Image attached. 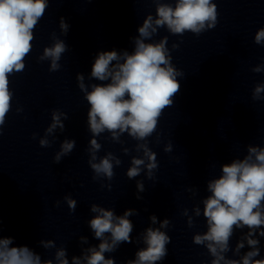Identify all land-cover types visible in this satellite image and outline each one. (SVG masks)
<instances>
[{
	"label": "clouds",
	"instance_id": "clouds-1",
	"mask_svg": "<svg viewBox=\"0 0 264 264\" xmlns=\"http://www.w3.org/2000/svg\"><path fill=\"white\" fill-rule=\"evenodd\" d=\"M50 0H0V136L9 112L12 111L14 92L10 77L22 73L26 68V58L32 51L34 30L49 7ZM92 0H89L91 3ZM155 5V15L149 13L137 28V35L130 37L132 51H99L91 65L89 81L85 74L77 73L79 90L89 107L87 110V129L91 133L86 149L88 165L93 181L100 182L102 189H112L111 181L115 176L114 168L122 164L120 158L112 152L98 156L102 149L97 137L108 133L107 139L123 144L121 137L127 134L136 141L134 146L138 154L132 156L126 171L129 180H135L136 199L143 200L140 193L145 192L144 181L136 179L143 173L148 180H155L159 168L157 154L149 147L148 138L156 133L164 110L173 106L174 98L180 93V79L185 76L172 62L171 52L178 50L180 42L168 47L169 37L153 39L158 30L164 28L173 36L183 37L192 33L199 37L202 33L214 29L218 24L219 12L214 0H151ZM61 34L67 36L70 24L59 18ZM53 43L46 46L38 56V61H49V72L61 69L63 54L69 50L65 40L51 34ZM256 45L264 46V27L257 29L254 36ZM254 73L264 72V64L251 69ZM264 83L255 85L253 100H264ZM23 111L16 108V113ZM68 114L59 110L51 111V123L39 139L42 148L51 147L56 141L57 130L65 131L64 121ZM37 133L32 134L36 139ZM51 137V139H49ZM156 142L159 143L157 134ZM76 147V140L64 138L54 155V163L59 164L63 157L69 156ZM173 144L169 141L164 152L171 153ZM125 155L130 149H122ZM221 174L206 182L209 193L196 205L191 214L187 208L181 215L187 217V226H195V219L201 215L206 220L207 230L197 232L192 237L195 245L203 246L211 257L210 264H264L261 256V238H264V147L247 145V154L243 158H234L220 165ZM104 181H108L105 183ZM195 197L198 190L186 189ZM64 202L74 213L77 201L65 195ZM60 201H56L59 206ZM147 211V209H145ZM94 215L87 221L93 239L98 244H90L87 236H79L80 255L69 259L65 246L57 247L52 239H41L38 245L45 250L55 249L54 257L43 259L41 254L27 245L13 246L14 237L0 235V264H116V260L106 253L116 252L122 244L142 243L133 259L125 264H159L168 256L167 245L171 237L167 229L171 221L166 217L158 219L155 214L149 216V226L143 229L133 240L134 223L130 219L138 216L139 211L128 208L122 214L115 209L91 204ZM158 225V226H157ZM246 229V231H245ZM237 230L241 234L235 246L231 240ZM3 232V220L0 217V233ZM84 245H88L84 247ZM246 251H242L244 249ZM231 252V257L228 253ZM259 257V258H258Z\"/></svg>",
	"mask_w": 264,
	"mask_h": 264
}]
</instances>
